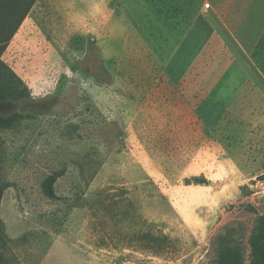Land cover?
Segmentation results:
<instances>
[{
  "label": "rangeland",
  "instance_id": "obj_1",
  "mask_svg": "<svg viewBox=\"0 0 264 264\" xmlns=\"http://www.w3.org/2000/svg\"><path fill=\"white\" fill-rule=\"evenodd\" d=\"M30 1L0 0V35ZM0 60L30 90L0 99L22 113L0 127L3 260L215 264L229 230L252 264L264 0H34ZM208 134L234 163L196 160Z\"/></svg>",
  "mask_w": 264,
  "mask_h": 264
},
{
  "label": "trees",
  "instance_id": "obj_2",
  "mask_svg": "<svg viewBox=\"0 0 264 264\" xmlns=\"http://www.w3.org/2000/svg\"><path fill=\"white\" fill-rule=\"evenodd\" d=\"M34 0H31L28 3L18 4L19 8H15L19 10V16H10L8 18V23L11 26V29L5 33L4 35H0V54L6 47L8 41L12 38L19 25L27 15L30 10V6L32 5ZM27 4V5H26ZM23 8V11H22ZM13 10L11 13L16 12ZM0 72H2L4 77V81L2 83L1 89L2 93H0V99L9 97L12 99H21L28 97L30 94V90L23 82V80L12 70L9 66L2 60H0ZM22 117V113L15 112L7 117H0V127H9ZM59 175L52 174L49 175L43 182V191L49 197L55 196L54 184L57 181ZM197 182L206 183L207 180L205 178H195ZM187 181V180H186ZM2 197V191L0 190V201ZM0 229H2V223L0 220ZM228 231L224 234H218L216 237V255H215V264H244V254L241 245L238 243H234L230 239ZM157 241V238H152ZM167 238L165 236L162 237L161 240L158 239L159 246L162 247L166 244ZM252 243V264H264V255L260 248V244L264 243V215H261L258 218L257 225L252 232L251 239ZM0 264H22L20 262L9 263L7 260H3V257L0 256Z\"/></svg>",
  "mask_w": 264,
  "mask_h": 264
},
{
  "label": "crops",
  "instance_id": "obj_3",
  "mask_svg": "<svg viewBox=\"0 0 264 264\" xmlns=\"http://www.w3.org/2000/svg\"><path fill=\"white\" fill-rule=\"evenodd\" d=\"M188 108L194 114V107L189 103H187ZM202 148L197 152V161L202 160L204 162L214 163L220 162L221 165H229L230 162L234 163V159L230 156L226 157V151L224 150L222 143L215 138L214 134H208L207 140H204L200 144ZM199 177L211 178L212 175H196ZM203 187V186H202Z\"/></svg>",
  "mask_w": 264,
  "mask_h": 264
}]
</instances>
